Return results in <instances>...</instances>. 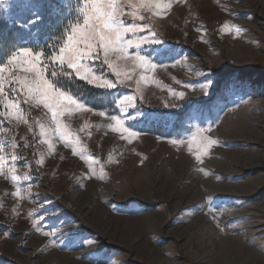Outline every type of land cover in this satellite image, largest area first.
<instances>
[{"label": "rangeland", "instance_id": "obj_1", "mask_svg": "<svg viewBox=\"0 0 264 264\" xmlns=\"http://www.w3.org/2000/svg\"><path fill=\"white\" fill-rule=\"evenodd\" d=\"M78 3L0 0V36L14 32L43 52L46 8L57 15L64 6L70 25L80 19ZM135 22L151 24L163 42L140 52L157 67L113 89L91 85L112 94L115 111L73 95L84 108L63 121L83 158L59 140L49 155L39 129L29 131L45 118L42 107L22 103L27 124L0 116L4 152L14 137L26 157L16 162L23 198L0 175V264H264V0H173L166 15ZM225 23L242 30L221 32ZM92 63L115 81L102 55ZM141 75L148 79L137 85ZM129 95L132 102L122 99ZM200 128L218 143L198 162L187 141Z\"/></svg>", "mask_w": 264, "mask_h": 264}, {"label": "snow or ice", "instance_id": "obj_2", "mask_svg": "<svg viewBox=\"0 0 264 264\" xmlns=\"http://www.w3.org/2000/svg\"><path fill=\"white\" fill-rule=\"evenodd\" d=\"M173 0H79L78 12L80 19L71 23L65 30V37L62 44L56 48L53 45V51L50 55L42 51H33L28 47L19 48L7 57L5 63L0 64V116L17 123H28V113L25 112L22 103L30 104L36 108L42 107L45 110L44 119H38L34 124H29V131L34 128L39 129L38 137L42 145H46L48 154L51 155L55 150V140H59L65 147H71L73 154L80 155L75 147V141L69 142L71 129L64 123L63 118L70 116L73 111L84 108L77 98L69 92L64 91L57 86L59 78H71L73 75L89 85H95L103 89H113L120 85L132 81L134 74L138 72H151L157 64L153 63L140 52L144 45L161 44L156 39V33L153 26L147 22L153 18V15H166L171 8ZM155 10V11H154ZM144 13L152 15H144ZM125 17H130L133 22L126 23ZM141 21L144 23H136ZM240 32L239 26H229L225 23L221 32L232 29ZM147 33L138 35V33ZM130 49L132 51H130ZM103 59V64L115 76V81L107 79L104 75L98 74L93 67L95 60ZM50 73V76L48 75ZM148 79L147 76L141 75L136 81L139 85L140 80ZM212 81L207 80L201 85L204 94H209ZM188 87H193L189 84ZM11 88L12 92H19L23 95L24 100L21 102L19 97L9 99L7 89ZM183 98V93L179 94ZM124 101L132 102L134 97L124 96ZM119 103V101H118ZM176 105H172L175 107ZM90 111V109H87ZM100 115H104L103 112ZM115 124H109L108 127L116 131L122 128L121 121L117 116H111ZM128 131V129H123ZM210 130L200 128L188 139V150L194 156L196 161H202V157L207 155L213 145L218 141L212 139L206 133ZM0 128V132H5ZM34 133V138L36 137ZM136 133L128 131V136H134ZM127 138V137H125ZM25 140L24 137H21ZM171 143L179 144L183 141L172 140ZM8 141L0 140V175L6 180H10L17 185L16 191L12 193L14 197L23 198V194L18 185L19 173L17 172V161L26 159L16 152L20 146L15 138H11V149L5 153L4 149ZM193 144L196 145L193 148ZM23 147L28 148L31 145L25 140ZM10 157L11 163L7 171L4 164ZM95 161H93L94 163ZM44 163L43 154L40 159L36 160L37 165ZM94 175V171L90 168ZM102 178V177H101ZM34 213H30L33 215ZM40 221H33V228L42 231ZM46 236L51 233L44 232Z\"/></svg>", "mask_w": 264, "mask_h": 264}, {"label": "trees", "instance_id": "obj_3", "mask_svg": "<svg viewBox=\"0 0 264 264\" xmlns=\"http://www.w3.org/2000/svg\"><path fill=\"white\" fill-rule=\"evenodd\" d=\"M47 7H49L50 3L54 0H46ZM63 8L59 7L58 14L49 15V11L46 8L43 18V27H42V38L46 40V44L42 46L43 52L50 55L53 51V45L58 47L63 42L65 38V30L69 27V22L72 20H68L70 16H63L64 12ZM24 46H39L35 43H22L14 34V32L5 33L0 36V63L16 48L24 47ZM57 86L62 89L70 92L74 96H78L84 99V102L95 108H108L110 111H115L114 107V97L107 90H100L94 86L89 85L84 80L72 76L71 78H59L57 81ZM158 113V112H157ZM159 113L164 114L162 116L156 117H164L170 112H162ZM157 128L161 129V122H158ZM148 127V126H147ZM146 127V129H148Z\"/></svg>", "mask_w": 264, "mask_h": 264}]
</instances>
